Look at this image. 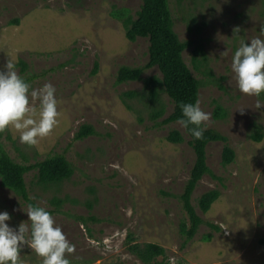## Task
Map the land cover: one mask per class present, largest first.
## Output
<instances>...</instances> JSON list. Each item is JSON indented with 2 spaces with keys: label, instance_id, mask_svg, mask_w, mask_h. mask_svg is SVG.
<instances>
[{
  "label": "rangeland",
  "instance_id": "obj_1",
  "mask_svg": "<svg viewBox=\"0 0 264 264\" xmlns=\"http://www.w3.org/2000/svg\"><path fill=\"white\" fill-rule=\"evenodd\" d=\"M141 5L142 0H0V71L10 60L32 88L51 83L60 113L36 145L21 143L11 127L0 131V142L19 164L63 155L74 166L73 176L60 184H40L37 171L25 175L30 198L56 211L55 223L75 246L65 253L70 264H144L129 251L134 244L164 248V256L150 264H264V93L239 92L231 70L240 41L260 36L264 0H171L175 32L190 44L184 60L203 84L199 101L209 113L206 128L228 138L207 148L212 175L192 196L204 223L185 245L180 229L189 220L180 195L195 162L190 138L179 123L163 125L173 111L163 90L151 100L144 81L116 84L121 67L149 61L148 40L130 42L119 19L123 12L136 18ZM198 47L202 54L195 62ZM150 77L161 74L152 68L143 74ZM83 125L95 134L76 140ZM173 131L183 143L168 141ZM225 145L235 152L229 165L222 163ZM211 190L220 196L204 213L198 202ZM26 207L0 180V211L11 217L6 223H28ZM20 259L42 264L27 246Z\"/></svg>",
  "mask_w": 264,
  "mask_h": 264
},
{
  "label": "trees",
  "instance_id": "obj_2",
  "mask_svg": "<svg viewBox=\"0 0 264 264\" xmlns=\"http://www.w3.org/2000/svg\"><path fill=\"white\" fill-rule=\"evenodd\" d=\"M119 19L123 23L125 36L130 42H136L140 38L148 40L149 61L143 67H121L117 73L116 84L122 85L128 82L144 81V87L148 91L151 100L157 99L159 92L163 90L173 105V111L162 123L163 125L178 123V119L182 115L179 103H194L199 99V92L203 84L194 76L184 60V52L190 47V44L182 42L175 32L171 0H142L136 18L123 12L120 14ZM200 54H202V47H198L194 51L193 59L195 62ZM152 68L159 70L161 79L157 77L143 79L144 72ZM225 80L226 77H221L222 82ZM219 87L223 89L222 85ZM129 95L135 96L136 94L131 92ZM219 114L220 110L217 109L215 116L220 117ZM185 132L190 138L189 144L194 151L195 162L183 193L180 195L182 207L189 220V223L181 225L180 229L182 236L185 237L184 245L193 240L204 223L192 204V196L200 181L206 175H212L207 164V148L215 142L228 143L226 136L212 129L205 128L203 136L199 140L194 139L186 129ZM94 134L95 131L92 126L83 125L76 134L75 139L82 140ZM261 137L259 135L255 139L260 141ZM167 139L173 144H181L184 141L183 136L178 131L171 132ZM234 159V150L225 145L222 163L229 165L234 162ZM30 171H37L40 184L50 185L60 184L70 179L75 169L72 163L63 155L47 157L43 161L32 165L19 164L11 158L0 142L1 183L3 187L17 194L27 205L29 203L36 204L30 198L25 181V175ZM219 196L220 194L216 190L205 193L198 202L199 208L204 213L208 212ZM49 212L51 215L56 213V211ZM211 227L216 231H220L218 226L211 224ZM129 251L144 264H150L157 257L165 254L164 248L156 244H146L144 246L134 244Z\"/></svg>",
  "mask_w": 264,
  "mask_h": 264
},
{
  "label": "clouds",
  "instance_id": "obj_3",
  "mask_svg": "<svg viewBox=\"0 0 264 264\" xmlns=\"http://www.w3.org/2000/svg\"><path fill=\"white\" fill-rule=\"evenodd\" d=\"M259 31L260 36L247 43L241 40L231 58L238 91L257 97L264 93V26ZM234 32L237 34L239 28ZM3 67L0 71V131L11 127L19 133L21 143L36 145L38 139L47 136L59 122L56 89L51 83L32 88L10 60ZM37 102L38 108L34 107ZM260 106L258 102L257 107ZM179 107L182 115L178 123L194 139H201L209 113L202 110L199 99L194 103L180 102ZM23 211L28 223L21 222L15 228L6 223L11 219L9 212L0 211V264H22L20 253L25 246L42 258V264H70L65 253H72L75 246L50 212L32 203Z\"/></svg>",
  "mask_w": 264,
  "mask_h": 264
}]
</instances>
